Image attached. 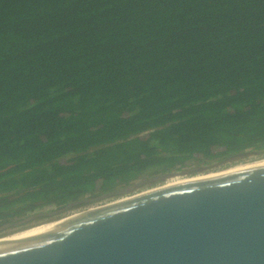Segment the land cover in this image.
<instances>
[{"label": "trees", "instance_id": "trees-1", "mask_svg": "<svg viewBox=\"0 0 264 264\" xmlns=\"http://www.w3.org/2000/svg\"><path fill=\"white\" fill-rule=\"evenodd\" d=\"M247 151L264 0H0V224Z\"/></svg>", "mask_w": 264, "mask_h": 264}, {"label": "water", "instance_id": "water-1", "mask_svg": "<svg viewBox=\"0 0 264 264\" xmlns=\"http://www.w3.org/2000/svg\"><path fill=\"white\" fill-rule=\"evenodd\" d=\"M255 156L234 154L8 222L0 264H264V163L189 180ZM178 177L187 181L167 185ZM94 205L103 206L89 212ZM83 209L89 213L10 240Z\"/></svg>", "mask_w": 264, "mask_h": 264}, {"label": "bare ground", "instance_id": "bare-ground-1", "mask_svg": "<svg viewBox=\"0 0 264 264\" xmlns=\"http://www.w3.org/2000/svg\"><path fill=\"white\" fill-rule=\"evenodd\" d=\"M264 163L263 162H256V163H249V164H244V165H240V166H237V167H234V168H228L227 169H224V170H221L219 172H210V173H205V174H200L198 176H195V177H192L190 178L189 180H198V179H205V178H210V177H214V176H218V175H221L223 173H227V172H231V171H235V170H239V169H243V168H247V167H251V166H254V165H258V164H262ZM172 182L169 183V185H173V184H177V183H182L183 181H187V178H175L173 180H171ZM168 185V186H169ZM97 209H100V208H96V209H92V210H89V212L91 211H95ZM89 212H84V213H89ZM84 213H80V214H76V215H72V216H65L63 220H61L60 222H56V223H49V224H45V225H41V226H38V227H35V228H32V229H29V230H26V231H23V232H20V233H17L15 235H13L10 240L12 239H15V238H18V237H21V236H24V235H27V234H30V233H34V232H37V231H40V230H43V229H46V228H49V227H52V226H55V225H58V224H61V223H65L66 221H70L71 219L73 218H76L80 215H83Z\"/></svg>", "mask_w": 264, "mask_h": 264}, {"label": "rangeland", "instance_id": "rangeland-1", "mask_svg": "<svg viewBox=\"0 0 264 264\" xmlns=\"http://www.w3.org/2000/svg\"><path fill=\"white\" fill-rule=\"evenodd\" d=\"M262 159H264V158H261L260 156H255V157H249V158H247L246 160H242V161H239V162H236V163H231L230 165H228L225 169H228V168H234V167H237V166H240V165H244V164H249V163H252V162H256V161H259V160H262ZM190 167H193V166H190ZM189 167V168H190ZM188 168V167H187ZM186 169V168H185ZM221 170H224V169H221ZM221 170H219V169H217V170H214L215 172H217V171H221ZM174 172H177V171H174ZM136 182H138V181H136ZM172 181H169L168 183H171ZM167 185H169V184H167ZM153 187V186H152ZM149 188H151V187H149ZM149 188H144L145 190L146 189H149ZM95 207H92V208H90V209H88V210H92V209H96V208H99V207H102L103 205H99V206H96V205H94ZM84 210V209H83ZM82 212H84V211H80V213H82ZM80 213H76V214H80ZM76 214H73V215H76ZM67 216H72V215H67ZM30 228V227H29ZM29 228H26V229H29ZM25 230V229H24ZM19 232H21V231H19V230H17V231H14L13 233L15 234V233H19ZM12 233V234H13Z\"/></svg>", "mask_w": 264, "mask_h": 264}, {"label": "flooded vegetation", "instance_id": "flooded-vegetation-1", "mask_svg": "<svg viewBox=\"0 0 264 264\" xmlns=\"http://www.w3.org/2000/svg\"><path fill=\"white\" fill-rule=\"evenodd\" d=\"M196 166H205V165H196ZM117 189H119V188H117ZM117 189H115V190H117ZM114 190V191H115ZM59 208H61V207H59ZM54 209V207H49V208H42V209H39V210H37L36 212H45V211H52ZM87 211V210H86ZM85 212V211H84ZM84 212H82V213H84ZM46 218H48V217H41V218H39L38 219V221H42V220H44V219H46ZM20 219V218H19ZM16 221H17V219H15ZM15 220H13V221H11V222H15ZM35 220H37V219H35ZM33 222H35V221H33ZM6 223H8V222H5V223H1L0 224V228L4 225V224H6Z\"/></svg>", "mask_w": 264, "mask_h": 264}, {"label": "built area", "instance_id": "built-area-1", "mask_svg": "<svg viewBox=\"0 0 264 264\" xmlns=\"http://www.w3.org/2000/svg\"><path fill=\"white\" fill-rule=\"evenodd\" d=\"M81 211H84V210H81Z\"/></svg>", "mask_w": 264, "mask_h": 264}, {"label": "clouds", "instance_id": "clouds-1", "mask_svg": "<svg viewBox=\"0 0 264 264\" xmlns=\"http://www.w3.org/2000/svg\"><path fill=\"white\" fill-rule=\"evenodd\" d=\"M194 167V166H193Z\"/></svg>", "mask_w": 264, "mask_h": 264}]
</instances>
